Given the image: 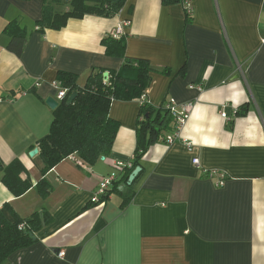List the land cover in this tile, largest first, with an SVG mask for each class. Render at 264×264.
I'll return each instance as SVG.
<instances>
[{
	"label": "crops",
	"instance_id": "0c3cea01",
	"mask_svg": "<svg viewBox=\"0 0 264 264\" xmlns=\"http://www.w3.org/2000/svg\"><path fill=\"white\" fill-rule=\"evenodd\" d=\"M43 2L0 0V158L20 161L33 184L16 197L0 173V208L48 219L7 264H264V0H128L113 18L86 15L41 31ZM15 20L29 31L20 57L5 33ZM119 24L126 55L156 70L145 99L156 108L191 104L189 119L173 143L149 148L129 185L130 168L116 164L133 167L142 100H115L112 152L93 164L73 154L42 175L38 142L55 118L47 100L61 102L59 73L84 87L94 68L119 71L124 60L102 44ZM213 172L225 174L223 186ZM108 175L117 180L93 203Z\"/></svg>",
	"mask_w": 264,
	"mask_h": 264
},
{
	"label": "trees",
	"instance_id": "16d2710c",
	"mask_svg": "<svg viewBox=\"0 0 264 264\" xmlns=\"http://www.w3.org/2000/svg\"><path fill=\"white\" fill-rule=\"evenodd\" d=\"M127 1L44 0L42 19L38 22V27L41 31L59 30L68 20L83 18L86 15L113 18L122 11ZM180 1L182 2L163 0V3ZM187 18L192 20L190 14H187ZM5 33L10 37L8 50L20 57L26 46L28 29L21 25V21L15 20L5 28ZM102 44L107 55L124 60L122 67L117 72L108 71L107 78L104 76L106 70L92 69L84 87L77 84L76 76L59 73L58 82L62 88L67 89V94L54 111L55 118L48 136L38 142L40 154L37 162L41 165L42 175L73 154L93 164L112 152L120 127V124L110 117L111 104L115 100H142L136 125L135 160L133 167L123 177L125 183L129 182L130 175L140 166L149 148L157 143H167V138L172 136L169 133L172 129L173 132L177 129L173 126L175 117L171 110L167 107L156 108L145 99L152 81L151 74L156 71L150 61L128 57L122 37L115 39L109 36ZM162 73L169 74V70H163ZM74 93L77 94L76 99L71 105H67L68 98ZM245 111L246 105L241 106L238 115L244 114ZM0 173L2 181L16 197L26 194L33 187L30 178H22L25 169L20 161L6 165L0 158ZM37 189L45 197L50 192V185L42 179ZM132 199L133 193L126 195L123 206ZM47 222L44 213L23 219L11 204L7 203L0 208V264H7L17 251L33 245L36 241H33L30 233L34 235L35 229Z\"/></svg>",
	"mask_w": 264,
	"mask_h": 264
},
{
	"label": "built area",
	"instance_id": "2783aa9c",
	"mask_svg": "<svg viewBox=\"0 0 264 264\" xmlns=\"http://www.w3.org/2000/svg\"><path fill=\"white\" fill-rule=\"evenodd\" d=\"M188 10V9H187ZM188 14H192V11L189 9ZM124 26L125 24H119L114 30H112L110 36L115 38V39H120L121 37H123L124 35ZM67 94V89L61 88L59 95H58V100L62 101L64 100V98L66 97ZM1 103V100H0ZM167 109L171 110V112L174 114V117L176 119V123H177V129H176V133L172 136H169L167 138V144H171L174 142V140L179 136V131L180 129L186 124L187 120L189 119V115H190V110H191V104H186V105H178L176 103V101L171 100V102L167 105ZM222 117L227 119L228 116L225 112H222ZM76 164L78 166L83 167L84 166V162L82 160H77L75 158H72ZM193 164L197 167H200V160L198 158H194L193 159ZM125 167H132L131 163L125 164L122 162H118L116 164V168L120 171L123 170ZM210 175H215L216 177H218L219 183L218 186H223L225 184V174L222 172H213L210 173ZM117 180L116 175H108L105 178L102 179L98 190L96 191L95 195L92 198V202L93 203H98L100 201L101 198H103L109 188L112 186V184ZM65 252H60L59 256L60 257H64Z\"/></svg>",
	"mask_w": 264,
	"mask_h": 264
},
{
	"label": "water",
	"instance_id": "95a60500",
	"mask_svg": "<svg viewBox=\"0 0 264 264\" xmlns=\"http://www.w3.org/2000/svg\"><path fill=\"white\" fill-rule=\"evenodd\" d=\"M105 77H106V78L108 77V73L105 74ZM76 97H77V94H76V93L72 94V95L68 98L67 105H71V104L74 102V100L76 99ZM47 104H48L52 109H56V108L58 107V105H59L58 102L55 101V100L52 99V98H50V99L47 100ZM38 152H39V149L36 148V149H34V150L30 153V156H31V157H34L35 155L38 154ZM141 171H142V167H141V166L137 167V168L133 171V173H132V174L130 175V177H129V182H128L129 185H131V184L136 180V178L138 177V175L140 174ZM30 236H31V238H32L33 240L36 239L35 236H34L32 233H30Z\"/></svg>",
	"mask_w": 264,
	"mask_h": 264
}]
</instances>
